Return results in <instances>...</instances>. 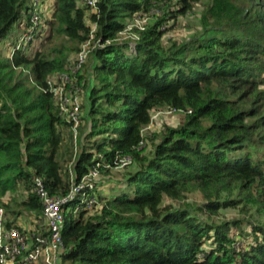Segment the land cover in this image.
Returning <instances> with one entry per match:
<instances>
[{
    "label": "trees",
    "instance_id": "obj_1",
    "mask_svg": "<svg viewBox=\"0 0 264 264\" xmlns=\"http://www.w3.org/2000/svg\"><path fill=\"white\" fill-rule=\"evenodd\" d=\"M172 1L98 0V13L88 14L76 0H56L50 26H59L57 46L9 59L14 41H8L0 53V210L11 226L24 213L43 215L32 192L35 176L52 195L70 191L57 158L68 124L48 80L89 39L87 14L97 27L88 69L78 76H90L85 119L91 128L80 137L89 145L75 163V183L100 162L101 174L109 173L118 158L130 157L135 170L110 195L98 191L101 211L81 208L75 217L77 202L68 205L64 264H264V225L249 223L255 244L244 246L243 222L208 225L188 210L164 206L198 190L207 199L199 208L205 214L240 204L264 211V0H209L205 31L164 46L171 22L201 0L174 7ZM28 2L0 0V43ZM154 11L161 16L134 45L119 42L126 17ZM163 109L183 113L185 121L167 128L145 155L143 131ZM21 189L27 195L18 203ZM13 203L24 212H12Z\"/></svg>",
    "mask_w": 264,
    "mask_h": 264
},
{
    "label": "built area",
    "instance_id": "obj_2",
    "mask_svg": "<svg viewBox=\"0 0 264 264\" xmlns=\"http://www.w3.org/2000/svg\"><path fill=\"white\" fill-rule=\"evenodd\" d=\"M78 7L92 14L98 13V0H76ZM56 10V0H29L26 8V20L19 19L17 25L26 31L18 36L10 45L7 56L13 59L19 51H30V47L37 41H43L49 36V23L53 21ZM86 15L87 22H91ZM91 28L89 39L84 42L79 52L71 58L64 72L49 78V91L53 96L60 115L72 130L74 152H77L81 137L80 130L90 124L86 122L83 108V94L85 81H79L78 76L88 64L95 47L96 24L88 23ZM97 44V43H96ZM170 110V109H169ZM172 113H181L174 109ZM150 126V125H149ZM148 126V127H149ZM147 127V128H148ZM145 130V129H144ZM102 158V157H100ZM132 162L130 157L118 158L116 167L127 168ZM103 163V162H102ZM101 162L92 168L80 183H75L74 171L71 170L72 181L67 195H52L41 176L33 179V190L43 205V215L34 230L26 232L19 223H12L6 216L4 209L0 210V264H64L63 256L66 247L63 240V228L66 221L68 205L77 202L73 215L77 217L80 209L90 212L102 210L103 202L98 198L99 181L101 180ZM111 168L110 165H105ZM248 246V245H247Z\"/></svg>",
    "mask_w": 264,
    "mask_h": 264
},
{
    "label": "rangeland",
    "instance_id": "obj_3",
    "mask_svg": "<svg viewBox=\"0 0 264 264\" xmlns=\"http://www.w3.org/2000/svg\"><path fill=\"white\" fill-rule=\"evenodd\" d=\"M179 0H173L171 2V6L174 7L178 4ZM209 4V0H201L200 2L194 5V8L191 12L187 15L178 16V18L171 22L168 26L167 33L165 37L162 39V43L164 46H169L173 42H191L194 38H198L205 30L203 29L201 19L203 14L206 11V8ZM157 11L147 13V14H138L132 15L131 17H126L125 24L126 29L119 34L118 39L119 42H131L132 45L135 44L136 41L139 39V32L145 28L152 26L156 21L157 18L161 16V14L155 13ZM88 14L90 12H87ZM21 18L26 20V8L21 12ZM90 16L88 17L89 20ZM55 23V22H54ZM90 24L91 22L88 21ZM59 26L52 25L50 26L49 23V36L50 38L43 41H37L33 46L30 47L31 54H35L37 52L47 53L50 52L52 48L57 46L61 42V37L58 35L57 30ZM165 29V28H164ZM26 30L15 25L10 33L7 35L6 39L0 43V53L5 55L6 51V44L5 42H12L18 38L19 35L24 33ZM70 47L75 46V44L71 43ZM81 45H78L80 48ZM79 50V49H78ZM78 52V51H76ZM74 52L69 59L73 58L76 55ZM132 54V53H129ZM92 55V54H91ZM90 60L87 64V69L89 66ZM85 86L84 96H83V108L86 111L85 104L87 98V80L89 79V74L86 71L84 75ZM264 90V87H261ZM183 121H185V115L183 113H171L169 109L158 110L153 112L152 114V123L148 128H145L143 131V136L145 138V142L142 145V151H144L145 155H149L153 152L155 144L159 143L161 140V136L164 134L167 128H176L180 126ZM88 126V125H87ZM87 126H84L80 130L81 137L84 133L88 130ZM62 136H63V144L61 146L60 151L58 152L57 158L61 164V174L64 178L66 184L72 181L71 170L74 169L75 163L78 159L79 154L82 152L85 146L89 145V141L86 139L82 142L81 138L78 142V149L77 152H74V141L72 139V130L69 125L65 126L61 129ZM101 137H97L95 140H101ZM95 154V158L99 157V154L96 151H93ZM264 153V150L261 151ZM134 162L132 161L131 164L125 169H118L113 168L110 170L109 173H102L101 180L99 181V192L104 193L105 195H110V190L113 187H117L124 183L126 177L133 171ZM71 184V183H70ZM98 192V194H99ZM25 189H21L18 193V196H14V200L18 203L24 200L26 197ZM13 198V197H10ZM230 199H237L239 197L237 195H232ZM226 198L223 199V201ZM10 201V199H8ZM11 202V201H10ZM207 199L205 198L204 194L198 190L193 191L187 197L178 200H170L166 199L164 206H172L174 208H183L184 210H188L193 215H197L203 222L208 225H217L220 223H227L228 221H241L242 227H244V231L246 235L244 238V246L255 244L253 233L251 232V227H249V223L257 224V225H264V211H258L257 208H253L250 211H244V204H240L237 206H230L220 210L218 213L210 215L205 214L199 211V208L206 204ZM18 203L12 204V212H24L18 206ZM29 215V214H28ZM24 217L27 214L24 213ZM11 217V216H10ZM10 217H8L10 219ZM28 223L30 222L32 225L34 224L32 219L28 216ZM246 224V225H245ZM213 234V233H212ZM248 236V237H247Z\"/></svg>",
    "mask_w": 264,
    "mask_h": 264
},
{
    "label": "crops",
    "instance_id": "obj_4",
    "mask_svg": "<svg viewBox=\"0 0 264 264\" xmlns=\"http://www.w3.org/2000/svg\"><path fill=\"white\" fill-rule=\"evenodd\" d=\"M28 216L30 217V219H32L34 223L33 225L30 222L28 223V221H25L28 220ZM15 222L19 223L18 225H20L21 228L24 229L26 232L36 229L38 225L44 224L43 220L40 221V217L37 218L35 215H28V214L26 217L24 216L18 217Z\"/></svg>",
    "mask_w": 264,
    "mask_h": 264
}]
</instances>
